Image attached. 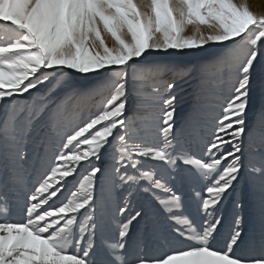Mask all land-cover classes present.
<instances>
[{"label":"snow or ice","instance_id":"1","mask_svg":"<svg viewBox=\"0 0 264 264\" xmlns=\"http://www.w3.org/2000/svg\"><path fill=\"white\" fill-rule=\"evenodd\" d=\"M205 45L224 49L216 62L235 76L206 142L195 115L175 120L179 82L204 66L150 59ZM254 73L264 95V14L244 2L0 0V212L23 195L26 213L0 222V264H264V106L248 118ZM95 94L94 113L70 118L68 100ZM201 145L204 155H193ZM192 180L204 182L203 195L186 198ZM241 181L250 235L234 216L215 247L225 223L216 213ZM233 206L243 207L239 198ZM160 239L191 243L149 254Z\"/></svg>","mask_w":264,"mask_h":264},{"label":"rangeland","instance_id":"2","mask_svg":"<svg viewBox=\"0 0 264 264\" xmlns=\"http://www.w3.org/2000/svg\"><path fill=\"white\" fill-rule=\"evenodd\" d=\"M137 4H140L141 0H135ZM147 2V0H145ZM176 0H171L172 4H175ZM246 3L248 8L257 14H264V0H234V3ZM201 29L207 33L209 28L207 25H201ZM101 34L105 39L106 44L112 47L114 44L113 38L110 34L103 30L101 25ZM194 26L187 25L185 28V35H191L193 33ZM130 39V36L126 37ZM231 47V42H225ZM224 49L217 45H205L202 50H190L183 54L177 53L175 51L169 50L167 54H160L158 56L150 57L151 60L162 63V64H176L180 66H204L203 73L201 75L194 74L187 79L179 82V87L176 90V114L175 120L177 126L182 125L186 120L195 115L200 120L201 127V137L204 142L212 138V134L215 132V126L217 119L222 113V107L226 106V101L231 95L232 85L235 81V76L229 71V69L224 66L222 67L218 64L217 58L222 55ZM259 65H257V69ZM171 78L170 74H165L163 76L164 80H169ZM103 78L97 79L95 81H90L89 87H94L99 84ZM148 89H146L147 91ZM35 94V93H34ZM63 98V96L61 97ZM23 100H31L27 94L21 97ZM101 101V95H88L83 97H76L68 100L66 108L67 113L71 118V114L74 109H78L79 113L85 118L90 114L94 113L99 107ZM262 106H264V95H262L259 88L258 74H253V86L250 93V101L248 107V118L249 121H253L257 114L260 112ZM197 108V112L193 113V109ZM131 114V113H129ZM99 127V126H98ZM71 130V125L69 127ZM193 155L201 157L204 155L201 147H193ZM109 163V157L107 155L101 157L100 166L103 168ZM85 165L83 168L78 170V174L72 178H69L68 188L75 190L72 187L76 184L77 180L82 178V175L87 174ZM180 169L184 175L189 174V166L180 165ZM29 182L28 187H31ZM203 181L192 180L186 182L184 185V191L186 193V198L191 197L194 192H200L203 195ZM68 193L66 192L65 195ZM161 195H163L161 193ZM239 198L240 203L243 205L242 208L236 209L233 206V201ZM5 207L0 205V208ZM9 207V210L4 213L0 212V222H12V223H22L26 221V213L23 211L24 207V196L21 195L19 199L14 200ZM192 212L191 207H184L183 214L189 215ZM217 215L223 216L225 223L220 229V235L217 236L216 240L211 243L213 246L218 247L223 242L224 236L227 234L229 225L233 220L234 216H239L242 218L241 229L246 234L245 239L250 235V230L253 224L252 217V206L251 198L248 194L247 189L243 181L237 185L236 191L231 194V196L224 200L221 207L218 209ZM197 224L201 223L200 217H196ZM115 222H113V227ZM190 241L184 242H168L164 239H160L152 244L149 249V254L159 255L163 252L168 251L173 248H183L190 244ZM240 250L237 249V252Z\"/></svg>","mask_w":264,"mask_h":264}]
</instances>
